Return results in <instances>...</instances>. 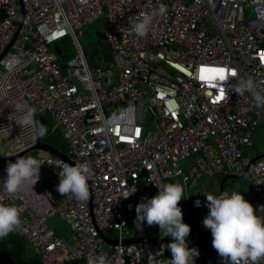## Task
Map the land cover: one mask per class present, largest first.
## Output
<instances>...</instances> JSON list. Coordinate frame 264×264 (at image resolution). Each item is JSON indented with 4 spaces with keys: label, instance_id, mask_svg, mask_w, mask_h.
I'll return each instance as SVG.
<instances>
[{
    "label": "built area",
    "instance_id": "2783aa9c",
    "mask_svg": "<svg viewBox=\"0 0 264 264\" xmlns=\"http://www.w3.org/2000/svg\"><path fill=\"white\" fill-rule=\"evenodd\" d=\"M160 4L166 14L136 36L132 23ZM101 18L107 63L90 65L78 37ZM64 37L72 53L61 58L52 45ZM218 68L227 79L211 71ZM243 80L264 89V0H0V156L36 142L16 123L15 105L22 103L50 115V131L58 129L68 158L39 149V180L12 195L0 168V202L22 208L16 233L39 263L86 264L104 253L110 264H148L147 236L156 233L137 221L136 206L169 178L198 210L206 202L193 189L198 179L243 173L264 208V156L251 160L241 150L264 125V107L251 92L232 91ZM48 161L87 163L89 199L62 196L60 169ZM53 213L67 238L46 224ZM130 219L140 243H122ZM204 264L228 261L217 253Z\"/></svg>",
    "mask_w": 264,
    "mask_h": 264
},
{
    "label": "clouds",
    "instance_id": "9594fccd",
    "mask_svg": "<svg viewBox=\"0 0 264 264\" xmlns=\"http://www.w3.org/2000/svg\"><path fill=\"white\" fill-rule=\"evenodd\" d=\"M167 8L160 4L151 12L140 14L131 25V31L138 37H144L158 16H164ZM236 75L235 72L232 73ZM227 79V78H226ZM232 91L243 93L251 92L257 107H264V89L257 90L251 80L240 81ZM15 111L20 113L16 123L21 129H28L35 141L46 134V128L36 120V108L26 107L22 103L15 105ZM45 161L34 156L17 158L6 166V177L3 179V188L9 194H16L26 187L33 186L40 178L41 165ZM55 164L60 171L57 191L62 196H71L78 202H86L90 197L88 180L92 170L87 163L69 164L48 161ZM179 174V173H177ZM157 193L151 198L143 199L136 206L138 222H146L148 226L158 225L164 237H171L166 246L155 252H149L148 264H195L198 250L189 248L186 237L190 234V226L183 221V214L179 202L185 198L184 187L179 182L156 184ZM135 192L130 190L124 197ZM207 215L203 218V225L210 229L212 247L219 256L228 261V264H260L264 261V216L254 209L244 195L238 191H222L218 196L206 193ZM199 205V201H197ZM22 208L15 204L0 202V239L10 233L22 230ZM171 252L169 262L160 260L164 250ZM86 264H110L108 256L104 253L90 255Z\"/></svg>",
    "mask_w": 264,
    "mask_h": 264
},
{
    "label": "rangeland",
    "instance_id": "374dc122",
    "mask_svg": "<svg viewBox=\"0 0 264 264\" xmlns=\"http://www.w3.org/2000/svg\"><path fill=\"white\" fill-rule=\"evenodd\" d=\"M104 28V18L97 19L96 21L84 25L82 27V34L78 37V43L81 46L85 57L86 61L90 65H98V66H104L107 63V47L105 44L104 39L100 38L98 39V36L96 35V32L102 33ZM53 49L56 51V53L61 57V58H66L67 56L69 57L72 53L71 45H70V40L68 37H64L60 39L58 42L54 43ZM39 116H44L42 119H40L38 122L42 124L46 128V134L40 138L41 142L44 144H49L52 146H56L57 148L64 149L65 148V141L61 138L60 133L58 129L54 131L51 130L52 126V119L50 115L48 114H43ZM251 142L252 145L250 147H241V150L244 151V153L247 156H251L254 153H260L264 152V125L263 124H258L254 130L252 131L251 134ZM3 150H6V147H3ZM38 149H32L23 154L21 157H27V156H34L38 158ZM20 157V158H21ZM190 161V158H187L185 160L186 163ZM180 166L183 168L182 163H180ZM177 180L175 178L170 179V181L166 182L164 180L162 183H170V182H176ZM219 180L216 178L212 177H201L198 179L197 184L194 186L196 189H200L202 193L205 192L213 195H217L218 193V183ZM245 178H225L224 180V191H228L229 194H231L232 191H238L241 192V194H246L248 192V187L246 184ZM189 190V189H188ZM190 191V190H189ZM182 200L179 202V206L181 205ZM207 204V202H206ZM205 204L204 207H207ZM186 211H189L186 209ZM207 212H202L201 211V216H198L197 214H186L185 219L187 221H190L192 224L197 225L200 230L206 234L211 240V231L210 229H207L204 227L202 221L204 218V215H206ZM143 223V228L147 230L148 232L151 233H156V236H147L148 243L151 246V252H155L157 249L154 246L152 240L154 238L159 237L160 234L164 235L162 232H160L159 226L154 225V226H148L146 222ZM46 224L57 231V234L61 237H66L68 235V230L67 227L64 225V223L58 218L56 214H51L47 219H46ZM135 221L133 219L128 220V236L134 237L135 236V227H134ZM197 227V228H198ZM22 249H23V256L28 259H34L35 255L34 252L32 251V248L28 243L25 241L22 244ZM208 250L210 251V254L212 252H217L213 247H212V242L211 245L208 247ZM208 251V252H209ZM215 254V253H214ZM160 260H163L165 262H169V260H165L162 256L159 257Z\"/></svg>",
    "mask_w": 264,
    "mask_h": 264
},
{
    "label": "water",
    "instance_id": "95a60500",
    "mask_svg": "<svg viewBox=\"0 0 264 264\" xmlns=\"http://www.w3.org/2000/svg\"><path fill=\"white\" fill-rule=\"evenodd\" d=\"M96 35L98 36V39H100V38L104 39L102 33L96 32ZM43 117L44 116L36 115V120L39 121ZM32 149L46 150V151L52 153L53 155H56L57 157L68 161V158L64 154V152L55 148L52 145L42 143L40 138H39L36 140L35 144L28 149L19 151V152L15 153L14 155L9 156V157H1L0 156V168L6 167L10 161L11 162L15 161L17 158H20L23 154H25L26 152H28L29 150H32ZM261 156H264V152L259 153L255 156L251 157V160L257 159ZM243 175L244 174L242 173V174L237 175V176L231 175L228 177L229 178H243ZM225 178H227V177H225ZM225 178H222L220 180L218 195L222 191H224V187H222V185H223ZM185 209L190 210L191 207L189 205H182L181 206L182 212ZM197 211L207 212L208 208L203 207L201 209H198ZM197 227L192 226L191 234H190L191 237L188 239L187 243H188L189 248L195 247L198 250L199 255L197 257H195L196 261L199 262V260H201L202 262H204V260H206L211 255L210 251L208 250V247L211 245V239L206 234H204L200 230L199 227L198 228ZM167 239H168L167 237H164V235H162V236H159L157 238H154L152 240V242H153L154 246L156 247V249L158 250L161 247V245H163L162 243ZM141 241L142 240L140 237L126 238L122 241V243L123 244L140 243ZM147 241H148V239H147ZM22 243H23V237L19 236L16 232L10 233L7 237L0 239V264H32L34 261H36L35 259L34 260L33 259L23 260ZM109 243L115 244L116 242H115V240H113V241H109ZM163 256L167 259H171L170 250L165 249ZM199 263H201V262H199Z\"/></svg>",
    "mask_w": 264,
    "mask_h": 264
},
{
    "label": "crops",
    "instance_id": "0c3cea01",
    "mask_svg": "<svg viewBox=\"0 0 264 264\" xmlns=\"http://www.w3.org/2000/svg\"><path fill=\"white\" fill-rule=\"evenodd\" d=\"M260 153H262V152H260ZM257 154H259V153H254V154H252L251 156H249V157H253V156H255V155H257ZM217 179V178H216ZM177 180V179H176ZM217 180H219V184L218 185H220V180L221 179H217ZM177 181H179V180H177ZM198 181V180H197ZM196 184H197V182H196ZM195 184V185H196ZM247 184V183H246ZM247 187H248V185H247ZM193 189H196V188H194L193 187ZM198 190H200V189H198ZM201 191V190H200ZM203 191V190H202ZM201 191V192H202ZM188 192H190L189 190H188ZM218 192H219V186H218ZM242 195H244V197H245V199L247 200V201H249L252 205H253V207H254V209H256V208H258V206H259V208H262L260 205H259V203L256 201V199H255V196H254V194H252V192L250 191V189L248 188V192L246 193V194H242ZM206 196V195H205ZM217 196H218V193H217ZM205 204H206V202H205ZM182 205H187L186 204V202H185V200H184V198L182 199V203H181V205H180V207L182 206ZM257 214L258 215H261V216H264V211H257ZM129 230V229H128ZM57 232V231H56ZM159 236H162V234H160ZM137 237V233H135V236L134 237H130V238H136ZM127 238H129V236H127ZM211 242H212V240H211ZM22 251H23V249H22ZM33 251V250H32ZM217 254V252H212V254ZM35 255V254H34ZM34 258H36V256L34 257ZM208 259V258H207ZM206 259V260H207ZM23 260H30V259H28V258H25L24 256H23ZM206 260H204V262H202L201 260H199V262H201V263H199L198 261H197V264H204L205 262H206Z\"/></svg>",
    "mask_w": 264,
    "mask_h": 264
},
{
    "label": "trees",
    "instance_id": "16d2710c",
    "mask_svg": "<svg viewBox=\"0 0 264 264\" xmlns=\"http://www.w3.org/2000/svg\"><path fill=\"white\" fill-rule=\"evenodd\" d=\"M60 136H61V134H60ZM61 138H62V136H61ZM54 147H56V146H54ZM57 148V147H56ZM57 149H59V150H62V151H64L65 150V148L64 149H60V148H57ZM170 179H172V178H169V179H167L166 180V182H168V181H170ZM222 187H224V182H223V185H222ZM189 210V209H188ZM197 214L198 216H201V211H197V210H192V209H190L189 211H186V209L182 212V214H183V221L185 222V223H187L189 226H190V228H191V226H193V227H197V225H194V224H192L190 221H187V219H185V217L184 216H186V214ZM207 213H208V211H207ZM207 213H206V215H207ZM206 215H204V217L206 216ZM24 242V241H23ZM23 244V243H22ZM36 261H34L32 264H39V261H38V259L37 258H34ZM33 259V260H34Z\"/></svg>",
    "mask_w": 264,
    "mask_h": 264
},
{
    "label": "snow or ice",
    "instance_id": "6c2138e0",
    "mask_svg": "<svg viewBox=\"0 0 264 264\" xmlns=\"http://www.w3.org/2000/svg\"><path fill=\"white\" fill-rule=\"evenodd\" d=\"M202 71L204 70L202 69ZM211 71H213L216 74V76H218L219 80L223 81L226 79L224 68L212 69ZM221 98H222L221 96L217 97V99H221Z\"/></svg>",
    "mask_w": 264,
    "mask_h": 264
},
{
    "label": "flooded vegetation",
    "instance_id": "af4514ba",
    "mask_svg": "<svg viewBox=\"0 0 264 264\" xmlns=\"http://www.w3.org/2000/svg\"><path fill=\"white\" fill-rule=\"evenodd\" d=\"M191 228H192V226H191ZM191 228H190V234H191ZM189 234V236L188 237H186V241H188V239L191 237V235ZM168 239L167 240H165L162 244L164 245V246H166L167 245V243L171 240V237H167ZM168 250V249H167ZM165 260H169V259H167V258H165L164 256H162Z\"/></svg>",
    "mask_w": 264,
    "mask_h": 264
}]
</instances>
